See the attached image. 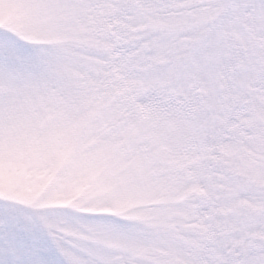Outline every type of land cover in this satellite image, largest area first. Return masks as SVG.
Returning a JSON list of instances; mask_svg holds the SVG:
<instances>
[{
    "label": "snow or ice",
    "instance_id": "obj_1",
    "mask_svg": "<svg viewBox=\"0 0 264 264\" xmlns=\"http://www.w3.org/2000/svg\"><path fill=\"white\" fill-rule=\"evenodd\" d=\"M0 264H264V0H0Z\"/></svg>",
    "mask_w": 264,
    "mask_h": 264
}]
</instances>
